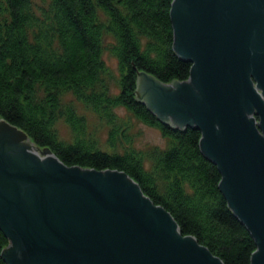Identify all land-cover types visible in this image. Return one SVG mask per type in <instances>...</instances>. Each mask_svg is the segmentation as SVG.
<instances>
[{"label":"water","instance_id":"1","mask_svg":"<svg viewBox=\"0 0 264 264\" xmlns=\"http://www.w3.org/2000/svg\"><path fill=\"white\" fill-rule=\"evenodd\" d=\"M171 19L190 77L166 84L139 72L136 98L163 123L200 130L221 191L256 241L251 264H264V0H173ZM33 149L0 153L7 264H224L125 172L68 167Z\"/></svg>","mask_w":264,"mask_h":264},{"label":"trees","instance_id":"2","mask_svg":"<svg viewBox=\"0 0 264 264\" xmlns=\"http://www.w3.org/2000/svg\"><path fill=\"white\" fill-rule=\"evenodd\" d=\"M172 2L0 0V118L67 166L125 172L173 216L183 235L195 237L224 264H251L256 241L221 191L222 175L201 151L200 130L172 128L136 98L139 72L166 84L190 77L192 64L174 49ZM106 52L118 61V78ZM67 93L106 123L105 149L86 135L84 118L63 101ZM117 109L158 129L168 147L148 157L122 152ZM59 121L71 127V143L59 138ZM8 244L0 230V264H7L2 251Z\"/></svg>","mask_w":264,"mask_h":264},{"label":"rangeland","instance_id":"3","mask_svg":"<svg viewBox=\"0 0 264 264\" xmlns=\"http://www.w3.org/2000/svg\"><path fill=\"white\" fill-rule=\"evenodd\" d=\"M35 3L40 4L42 0H34ZM106 64L111 68L112 72L119 77L118 61L108 52L104 55ZM110 92L113 95L118 93L117 82L111 80ZM63 101H70L75 107L77 114L84 118L86 124L85 132L88 137H92L98 143L101 149L107 147L109 138V128L105 122H102L100 118L94 114L90 109L83 107L78 101L75 100L71 93H67L63 96ZM116 113L120 120L123 122L121 130L125 136L119 140L118 144L120 149L128 151L142 152L145 156L155 155L158 151L166 149L169 145L167 139H165L161 132L153 127H150L144 123L139 122L133 115L128 113L125 109H117ZM56 129L58 136L62 141L71 143L74 135L71 127L64 121L56 123ZM127 135V136H126ZM129 137V138H127ZM146 160V159H145ZM147 163V161H146ZM148 164V163H147Z\"/></svg>","mask_w":264,"mask_h":264},{"label":"flooded vegetation","instance_id":"4","mask_svg":"<svg viewBox=\"0 0 264 264\" xmlns=\"http://www.w3.org/2000/svg\"><path fill=\"white\" fill-rule=\"evenodd\" d=\"M258 122L260 121L257 120V123ZM27 144H32V150L27 146ZM34 146L38 147L36 144H34V142H32L31 140L29 141L27 138H25L19 131H15L7 127L0 120V153L3 152L4 153L3 155H5V158L13 157V155L18 154V152L22 149L25 150L26 152L33 153ZM33 154H36V151ZM2 233L5 235V237L9 241L8 246L4 248L2 251V255L6 256L9 254L11 249H14V244H13V240L9 236H7L6 233H4L3 231Z\"/></svg>","mask_w":264,"mask_h":264},{"label":"bare ground","instance_id":"5","mask_svg":"<svg viewBox=\"0 0 264 264\" xmlns=\"http://www.w3.org/2000/svg\"><path fill=\"white\" fill-rule=\"evenodd\" d=\"M141 103V102H140ZM143 104V103H142ZM157 117V116H156ZM157 119L159 120V121H161L158 117H157ZM257 120H259L258 118H256ZM162 122V121H161ZM163 123V122H162ZM164 124H166V123H164ZM167 125H169V124H167ZM171 127V126H170ZM172 128H174V127H172ZM177 128V127H176ZM188 128V127H187ZM186 128V129H187ZM178 129H180V128H178ZM56 155V154H55ZM57 156V155H56ZM58 157V156H57ZM209 160V159H208ZM213 163V162H212ZM67 166V165H66ZM69 167V166H68ZM71 167V166H70ZM79 167H82V166H79ZM93 169V168H92ZM94 170H96V169H94ZM97 171H100V170H97ZM137 183V182H136ZM139 185V184H138ZM139 187H140V185H139ZM141 188V187H140ZM142 190V189H141ZM143 191V190H142ZM145 194V193H144ZM146 195V194H145ZM147 196V195H146ZM151 200V199H150ZM154 203V202H153ZM155 204V203H154ZM155 205H157V204H155ZM178 224V223H177ZM214 255V254H213Z\"/></svg>","mask_w":264,"mask_h":264}]
</instances>
